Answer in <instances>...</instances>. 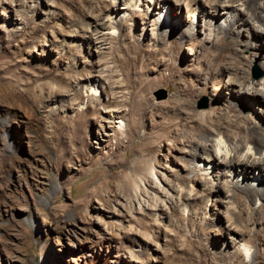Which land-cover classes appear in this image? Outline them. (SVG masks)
Wrapping results in <instances>:
<instances>
[{
    "label": "rangeland",
    "instance_id": "obj_1",
    "mask_svg": "<svg viewBox=\"0 0 264 264\" xmlns=\"http://www.w3.org/2000/svg\"><path fill=\"white\" fill-rule=\"evenodd\" d=\"M13 1L0 0V264H246L252 232L237 240L243 243L229 242L233 256L227 261L214 255L229 241L222 213L228 204L221 202L226 193L209 182L183 184L190 171L184 170L185 134L166 139L171 129L157 128V110L186 121V108L168 109L178 101V90L186 93L199 83L202 90L192 108L220 120L226 117L227 99L240 96L238 87L223 76L213 87L203 86L197 75L207 57L195 53L186 39L174 47L178 63L172 68L166 59L174 49L167 44L157 54V31L141 17L128 21L123 31L107 22V44L100 50L88 46L90 16L105 10L107 0H19L15 7ZM149 1L137 0L134 12L154 9ZM155 11L146 17L182 33L186 12L177 13L174 3L171 14L177 17H167L168 8L161 12L158 5ZM121 13L111 21L129 14ZM102 17L108 20L107 14ZM195 35L204 39L202 31ZM263 39L239 34L232 40L245 58L244 75L258 88L264 83ZM132 41L152 52L137 51L145 70L140 69L144 78L136 93L157 109L142 121L124 76L132 74L125 64L134 56ZM95 88L97 102L90 99ZM113 92L123 101L108 105ZM254 110L264 119V107ZM192 170L189 177L223 180L219 168L200 166L198 160ZM92 191L99 195L91 197Z\"/></svg>",
    "mask_w": 264,
    "mask_h": 264
},
{
    "label": "bare ground",
    "instance_id": "obj_2",
    "mask_svg": "<svg viewBox=\"0 0 264 264\" xmlns=\"http://www.w3.org/2000/svg\"><path fill=\"white\" fill-rule=\"evenodd\" d=\"M107 1L108 5L105 10L99 9V14L92 13V16H90L94 22V26L92 30H86L92 36V38L88 39V46L94 45V47L100 50L107 44V40L103 38L105 35L103 30L110 29L106 25L107 22L120 25L119 27L123 31L128 21L134 23L137 17H141L146 24H150L157 31V34L153 37V41L157 44V50L155 51L157 54L163 52V47L168 46L167 44L170 45L172 50L181 40L186 39L195 53L199 51L201 55L207 57L208 61L202 66L201 70L203 74H200V71L197 75L198 79L200 78V82H205L203 86L213 87L215 78L223 76L228 77L227 82L230 86L238 87V94H240V96L236 98L232 96V98L227 99L225 106L226 117L220 120L210 119L206 114L197 112L192 108L193 97L202 90L198 87L199 83H197L198 86L197 84L188 86L190 89L186 93L178 90L176 92L178 101H173L171 103L172 107L168 109L180 111L186 108V114L188 116L186 121L182 122L176 119L172 111L161 112L160 110L154 109L148 103L144 102L136 93V90L138 91L139 87H141L140 85L144 75V72L142 73L140 69L145 70V64L143 60H140L142 56L138 54L137 51L144 54H151L152 52L141 47L137 49V45L132 41L134 45V56L132 57L130 54L129 57L126 56L127 62L124 61L132 72L131 75H129L130 71L124 74L126 78L125 82H131L128 85V87H131L129 100H133V102L131 101L133 109L134 106H138L137 104L140 105V108L136 109L139 111L138 117L141 121L146 118L148 113L152 110H157L160 112V123L157 128L160 131L171 129V131L166 132L164 138L169 139L171 135L175 138H179L182 137V133L185 134L182 144L188 148L187 151H184V156L188 158H185V166H183L184 170H190L191 172L189 171L185 177L183 176L184 179L182 178L183 181L181 182H184L183 184L201 183L203 187L209 182L214 186L216 191L220 193L224 191L226 193V195H224V200L221 202L228 204L222 213L228 220L227 226L224 227L225 230L223 231L228 235L226 238L229 241L225 248L221 250L215 249L214 255L219 254L223 258V261H227L226 258H231L233 256L229 249L231 247L229 242L238 244L240 242L243 243L244 241L237 242V240L244 239L248 232H252L250 243L253 252L250 254V259L247 260L246 264H260L264 260V119L261 118V116L255 115V110L253 114V109H255L256 106L264 107V83L258 88L259 83L249 78L250 76L244 75L246 72L242 65H244L243 60H245V58L240 55L238 50L232 48V40L239 34H241L242 37L248 35L254 39H261L264 37V0H148L153 4L154 9L149 5L147 8V15L143 12L141 14L134 12L135 10L133 7L136 5L137 0ZM121 2H123V6H118ZM173 3L178 9L177 13L186 12L187 14V24L183 28L182 33H175V26H170L169 29H167L166 21L158 24L157 19L153 18V20H149L148 17H146L151 13L157 15L155 11L156 5H158L161 12L165 8H168L170 14L168 13L167 17L170 15L177 17L175 14L173 15V11L171 14ZM10 5L14 7L19 5V0L18 3L17 0L10 2ZM125 11L129 13L126 18L122 16L118 23L113 20L111 21L112 15L120 14L121 12V14H124ZM15 12L16 14L18 13L17 10ZM105 14H107L108 20L103 21L102 16ZM160 16L161 15L158 16V19ZM219 16L223 17L222 22H218ZM194 18H197V23L193 21ZM195 30L199 32L202 31L203 36L207 31L208 34L200 41V38L195 35ZM79 37L81 36L79 35ZM129 37L131 38V36ZM261 42L262 45L260 49L262 50L264 39ZM176 54L177 48L171 51L168 59H166L168 64H171L172 68L178 63ZM262 57L264 58V55H262ZM113 62L118 61L115 59ZM95 65L96 64H94L93 67H95ZM108 69L107 71H111V68ZM97 77L102 80L106 78L100 75H97ZM112 86L113 85L109 83L110 90L113 89L114 86ZM94 91L90 99L97 102L95 97L98 89L95 88ZM75 94L78 98L81 96L79 93ZM124 97L125 96H122V98ZM119 99H121V96L119 97L113 92L107 104H120L123 100L119 101ZM153 134L154 132L150 133L149 136L151 137ZM178 142H180V140H178ZM155 147L156 146H154V148ZM196 160H198L200 166L202 164H207L208 166H216L219 168L221 170L220 177L223 178V183L217 181L214 183V180L197 177V175L189 177V175L194 174L192 166H195ZM90 194L91 197L99 195L94 191L90 192ZM115 196L118 195L115 194ZM137 197H139L138 194ZM106 200L111 202L110 193H107ZM254 205H256V207H254ZM209 235L211 236L212 233ZM218 238H221V236L218 235ZM236 255H241V252L238 250Z\"/></svg>",
    "mask_w": 264,
    "mask_h": 264
}]
</instances>
